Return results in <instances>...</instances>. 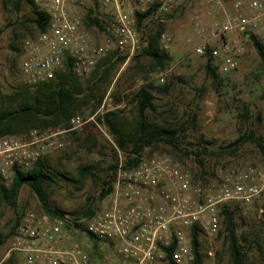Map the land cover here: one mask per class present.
Masks as SVG:
<instances>
[{"label": "built area", "instance_id": "built-area-1", "mask_svg": "<svg viewBox=\"0 0 264 264\" xmlns=\"http://www.w3.org/2000/svg\"><path fill=\"white\" fill-rule=\"evenodd\" d=\"M33 1L47 12L48 21L23 46L18 70L30 89L51 79L67 58L72 72L82 78L108 51L114 57L134 55L143 45L144 23L165 16L178 0H88L89 5L85 0ZM210 5L219 17L208 27H202L199 19L194 22L198 41L192 50L216 60L218 70L226 73L237 67L242 42L249 35L264 45V0H210ZM83 6L104 18L98 45H91L83 29V14L78 10ZM149 7L154 11L138 27L134 14ZM159 40L166 50L169 36L161 31ZM89 120L97 124L93 115L85 119L72 115L56 131L30 129L25 135L0 136V180L9 183L14 167L29 168L62 146L59 133ZM113 149L116 166L111 190L93 212L52 219L25 212L4 258L13 254L20 264H189L193 226L206 237L215 236L222 205L248 203L264 192V167L233 168L219 181L202 184L166 152L146 146L135 165L123 167L124 153L114 143Z\"/></svg>", "mask_w": 264, "mask_h": 264}, {"label": "rangeland", "instance_id": "rangeland-1", "mask_svg": "<svg viewBox=\"0 0 264 264\" xmlns=\"http://www.w3.org/2000/svg\"><path fill=\"white\" fill-rule=\"evenodd\" d=\"M85 3L89 5L88 0ZM87 9L83 6L78 10L83 14V29L91 45L95 46L102 41L103 31L86 22ZM33 16L34 7L24 0H0V111L18 107L25 93L18 67L24 44L38 32L31 21ZM218 17L210 0H178L165 16L147 20L144 32L160 29L170 38L166 49L169 60L164 69L153 70L151 61L140 50L129 58L124 55L114 57V53L108 51L97 67L80 78L84 90L79 96L87 93L93 96L87 95V102L73 115L82 119L90 115L95 118L101 112L117 108L122 110L120 117L131 122L135 105L128 101L130 94L142 83H151L155 89L167 82L166 92L152 91L154 109H146L145 115L153 123L182 125L186 129L183 143H199L205 146L208 154L202 156L203 164L199 165L192 155L175 153L164 144L151 147V150L170 154L202 184L219 181L224 172L233 168L264 167V155L250 141L232 152L227 149L220 155L211 154L224 149L248 127L254 129L264 145V65L249 39L242 42L234 70L221 72L217 61L211 60L215 65L214 79L205 72L206 57L192 50L198 41L194 22L199 19L202 27H208ZM142 77L146 78L144 82H141ZM99 97L100 104L94 108ZM240 103L247 105V117L240 114ZM43 130L56 131L57 128ZM57 137L62 146L42 156L48 170L54 174L53 180L45 186V200L51 207L65 211V215L83 216L84 210L94 209L100 199L101 178L110 172L108 165L115 157L113 139L105 124H95L91 120L59 133ZM80 165H89L91 174L81 176L78 173ZM228 208L234 211L233 230L241 250L246 253L245 263L264 264V192L251 202L229 205ZM27 211L54 218L43 212L34 192L22 185L15 204L0 198V230L7 229L18 214L22 218ZM10 236L0 245V261L3 259L0 263L20 264L13 254L4 258ZM199 240L201 264H231L222 220L219 234L206 237L199 233Z\"/></svg>", "mask_w": 264, "mask_h": 264}, {"label": "trees", "instance_id": "trees-1", "mask_svg": "<svg viewBox=\"0 0 264 264\" xmlns=\"http://www.w3.org/2000/svg\"><path fill=\"white\" fill-rule=\"evenodd\" d=\"M19 1L16 0V2ZM24 1L34 7V16L31 20L34 27L38 32L43 30L48 21L47 12L39 9L33 0ZM153 11L154 7H149L141 13L136 12L134 18L137 26L139 27ZM85 19L88 24L95 25L102 31L104 30L102 20L92 14L91 8L87 9ZM160 33V29L141 33L143 41L140 49L141 54L149 58L155 71L163 70L169 60L168 52L160 46ZM249 41L264 65V45L258 37L252 34L249 35ZM211 60L210 57H206L204 69L206 74L214 79L216 77L215 65ZM101 61L102 59L97 61L94 66L97 67ZM93 72H95V69ZM145 80L146 78L142 77L141 82ZM24 85L25 93L18 107L0 111V136L4 134L25 135L30 129L43 130L45 128L65 127L68 118L73 115L74 111L87 102L88 96H93L90 93L83 97L79 96L83 93L84 88L80 78L72 72L69 58L64 61L62 69L56 72L51 79L41 82L35 89H30L25 83ZM167 89V82L155 87V89L151 83L140 84L130 94L128 99L135 105L134 117L131 122H126L124 118L120 117L119 114L122 110L117 108L107 110L95 117L97 122L105 124L113 139V143L124 153L123 167L135 165L138 162L137 155L144 147H155L158 144L167 145L172 151L181 155H192L199 165L203 164L202 156L208 154L205 146L199 145V143L194 144L190 141L183 143L186 129L182 125L174 126L169 123H153L145 115L146 109H154L152 91L166 92ZM100 101L101 97L95 101L94 108L99 106ZM240 114L245 117L248 116V107L244 103H240ZM25 128H27L26 131L23 130ZM246 141L253 142L264 155V145L261 143V137L256 136L254 129L250 127L228 142L224 149L211 154L220 155L222 154L221 151L227 149L228 152H232ZM112 151L115 156L114 161L108 165L110 172L101 178V186L98 192L99 198L104 197L111 190V182L116 166V153L113 148ZM89 168V165H80L78 173L81 176L91 174ZM53 176L54 174L48 170L42 158H39L29 168L24 170L14 167L9 183L4 184L0 180V198L9 199L13 205L20 187L26 185L39 199V205L45 214L54 218L62 217L65 211L51 207L45 200V186L53 180ZM92 212V208H87L84 210L83 215L88 216ZM219 212L224 222L225 238L231 264H246V253L241 250L233 230L232 217L234 211L230 210L228 206L222 205ZM20 218L21 214H18L7 229L0 230V245L7 237L12 235ZM219 233L220 231L217 234ZM190 246L193 258L189 264H201L202 255L200 252L199 232L196 226L190 229Z\"/></svg>", "mask_w": 264, "mask_h": 264}]
</instances>
